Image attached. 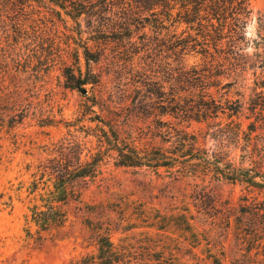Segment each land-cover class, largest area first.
<instances>
[{"label":"rangeland","instance_id":"obj_1","mask_svg":"<svg viewBox=\"0 0 264 264\" xmlns=\"http://www.w3.org/2000/svg\"><path fill=\"white\" fill-rule=\"evenodd\" d=\"M251 2L254 18L247 37L252 43L247 51L254 56V43L260 40V33L264 35V0ZM55 9L60 10L48 0H37L28 9L29 14L43 17L34 24L27 22L41 26L36 29L40 36L31 33L34 37L28 43L21 42L11 19H7L8 26L0 25V62L9 48L23 55L34 49L36 59H41L27 64V72L11 70L10 74L0 75V264H67L96 254L100 233L109 234L132 264H264V217L260 230L245 225L250 221L242 214L249 208L243 201V187L225 184L218 202L209 200L203 209L193 182L173 183L168 169L156 172L116 164V151L105 136L110 127L100 121L102 118L118 124L122 138L131 144L156 143L171 156L176 150L172 141L156 135L153 115L131 111L138 99L132 101L135 92L130 83L137 77L133 68L114 57L119 48L110 47L107 58L91 64L101 78L96 85L85 86L86 93L70 86L63 64L78 66L74 49L87 35L81 38L73 21L64 13L61 18ZM69 45L73 49L66 52ZM53 56L57 61L51 65ZM194 61L192 57L187 60L189 64ZM79 64L85 71L83 58ZM255 80L251 69L241 76L224 75L223 84L235 83L227 88L220 85L212 92L222 102H240L241 109L234 119L242 129L247 130L256 121L250 149L259 155L264 153V88L255 89ZM93 97L99 104L93 102ZM256 99L259 101L253 112L251 106ZM222 121L227 123L225 118ZM211 124L191 120L179 126L196 134L202 147L213 149L217 127ZM71 137H75L80 163H92L99 173L88 183L76 185L81 195L66 205L69 219L65 228L40 238L36 226L27 223V216L52 186L47 182L48 187L42 183L35 188L34 182L41 169L52 171L57 182V169L65 164L59 151ZM245 143L241 138L239 145L234 141L227 144L236 162L244 159ZM255 171L264 175V164ZM226 219H231L229 229Z\"/></svg>","mask_w":264,"mask_h":264},{"label":"trees","instance_id":"obj_2","mask_svg":"<svg viewBox=\"0 0 264 264\" xmlns=\"http://www.w3.org/2000/svg\"><path fill=\"white\" fill-rule=\"evenodd\" d=\"M36 1L0 0V25L8 26L7 19H11L23 43L34 37L31 35L33 32L40 36L36 30L40 25L27 24L43 19L35 12L28 13ZM48 1L60 8L55 10L61 18L64 13L73 21L81 38L87 35L86 39H82L83 43H77L78 48L74 49L78 66L63 64L70 86L87 91L85 86L100 82L101 75L94 72L91 64L107 58L110 47L119 48L118 55L114 57L126 62L129 69L133 68L137 77L133 84L130 83L135 92L132 101L138 99L131 111L147 117L153 115L156 135L172 141L176 150L174 157L164 148L156 147V143L131 144L126 141L127 138H122L118 124L102 118L100 121L110 127L111 133L104 132L107 143L116 151V164L147 167L156 172L161 168L168 169L173 183L193 182L197 202L203 209L209 200L218 202L225 184L239 185L245 193L243 201L249 206L242 213L250 221L245 225L260 230V220L264 217V175L260 176L255 170L263 166L264 153L258 155L250 149L256 121L251 122L247 130L242 129V124L234 119L241 109L240 102L229 99L222 102L212 92L220 85L227 88L235 83L223 84L222 76H241L250 69L256 76L255 89L264 88V35L260 33V40L254 43V56L247 51L252 43L247 37L249 24L254 18L252 0ZM71 48L69 45L66 52H70ZM14 51L18 53L14 54ZM23 54L16 48L6 49L0 62V75L10 74L11 70L14 73L27 72V64L41 60L40 57L36 59L34 49ZM190 57L195 59L192 64L187 62ZM82 58L85 71L79 64ZM56 61L53 56L51 65ZM257 70L261 71L258 73ZM162 72L163 76L160 75ZM92 100L99 104L94 97ZM258 101L252 102L253 112ZM223 118L227 123H223ZM191 120L212 123L217 127L213 134L217 140L216 148L202 147L196 134L179 126ZM241 138L246 142L244 159L236 162L227 144L234 141L239 145ZM76 145L75 137H71L69 144L59 151L65 164L57 169L60 170L59 177H55L57 182L53 180L54 173L46 169L39 171V177L34 182L35 188L42 183L48 187L47 182L52 186L48 193L42 195L40 203L30 208V215L27 216V223L36 226V234L40 238L45 233L65 228L69 219L66 205L81 195L76 185L81 181L88 183L99 173L92 163H80ZM45 177V182L39 180ZM230 220L226 219L228 229ZM26 230L32 235L30 228ZM97 248L96 254L72 259L67 264H132L126 252L117 248L109 234H99Z\"/></svg>","mask_w":264,"mask_h":264},{"label":"water","instance_id":"obj_3","mask_svg":"<svg viewBox=\"0 0 264 264\" xmlns=\"http://www.w3.org/2000/svg\"><path fill=\"white\" fill-rule=\"evenodd\" d=\"M84 93H86V90L84 89V90H82Z\"/></svg>","mask_w":264,"mask_h":264}]
</instances>
